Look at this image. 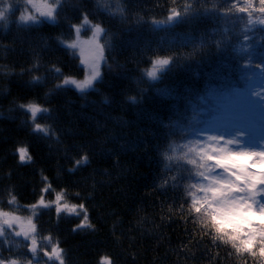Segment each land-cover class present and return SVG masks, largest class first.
Instances as JSON below:
<instances>
[{
  "label": "trees",
  "instance_id": "obj_1",
  "mask_svg": "<svg viewBox=\"0 0 264 264\" xmlns=\"http://www.w3.org/2000/svg\"><path fill=\"white\" fill-rule=\"evenodd\" d=\"M7 3L12 11L0 21V208L25 213L48 184L47 200L63 189L69 204L83 203L94 228L73 231L82 217H57L54 207L36 218L40 245L47 236L59 241L65 264H101L104 257L112 264H264L213 243L187 211L186 186L193 181L175 159L217 112L239 107L235 113L250 114L242 96L264 88V25L246 31L247 14L230 11L236 0H107L105 7L123 9L115 15L96 0H66L55 22L31 26L17 22L24 0H0V8ZM186 9L180 21L166 23L172 10ZM84 12L106 30L101 77L83 93L57 90L63 76L86 73L78 53L60 43L74 41L72 25L81 24ZM253 19L264 15L254 10ZM169 57L158 81L143 75L154 59ZM33 76L42 82L31 83ZM32 101L50 109L37 119L50 126L48 136L34 133L18 107ZM20 147L31 162H19ZM83 155L89 162L76 166ZM10 192L15 206L7 203ZM28 243L7 235L0 259L59 264L42 250L35 260Z\"/></svg>",
  "mask_w": 264,
  "mask_h": 264
},
{
  "label": "snow or ice",
  "instance_id": "obj_2",
  "mask_svg": "<svg viewBox=\"0 0 264 264\" xmlns=\"http://www.w3.org/2000/svg\"><path fill=\"white\" fill-rule=\"evenodd\" d=\"M97 6L109 15L116 12L123 13L122 8L115 11L105 7L107 0H96ZM28 5L35 7V13L29 11L21 12L18 23L31 26L42 22H55L58 12L62 10L66 0H42V6H36V0H26ZM239 5V6H238ZM259 7H256L255 0H244L240 5V0H236L233 8L237 14H247V25L245 30H250L256 23L264 25V19L254 20L253 11L264 15V0H259ZM12 11L11 5L0 8V21L7 22V16ZM177 10H172L166 23H175L182 19L183 15ZM159 24V21H154ZM77 36V41L67 43L62 38L60 43L65 47L76 50L79 48L83 58L82 63L87 66L88 75L85 79L77 80L71 76H63L59 68L53 67V71L63 76L60 83L55 85V89L74 87L80 92H86L94 87L95 82L101 77L100 64L104 60V45L99 44V37L105 33V29L100 24H93L88 17V13H82L80 25H72ZM81 28H88L93 32V40L78 42ZM247 39V37H245ZM95 42V54L91 49H86L85 44L92 45ZM110 43V38H109ZM250 46L241 47L240 51H249ZM89 55L86 57L85 52ZM173 58H156L151 63V68L146 69L143 75L150 81L156 82L169 69ZM42 77L33 76L31 83L42 82ZM133 103L135 97H130ZM242 102L250 113L259 111L264 116V91H257L254 88L242 96ZM30 117L32 131L34 133L48 136L51 133L50 126L37 122L39 116H50V109L43 107L37 102H28L18 105ZM226 132L218 135H208L207 140L201 138L193 146L187 147V152L175 157L178 161H184V170L187 172V179L193 181L186 186V194L190 199L188 213L199 223L202 230H207L212 235L213 243L220 241L223 244H230L238 254H248L255 258L259 256L264 261V123L261 126V136L257 143V137L250 123L235 120L228 121L221 125ZM231 131V138L226 139L228 131ZM203 136V133H197ZM19 162H31L32 157L27 147L17 149ZM167 160L174 159L167 156ZM89 157L83 155L81 159L75 161L76 166L86 165ZM75 168L69 169L74 171ZM47 180V178H44ZM175 180V177L173 178ZM51 189L48 184L41 189V196L37 202L30 205L33 216L37 215L38 208H50L55 205L57 217L61 213L82 217L80 223L72 230L77 231L83 228H94L89 219L88 211L83 203L69 204L66 201V192L61 190L55 193L54 201H46L44 194ZM79 196V193H76ZM9 206L17 204V198L11 194L7 201ZM19 227V231L16 228ZM8 230H11L16 237L22 236L25 241H29L28 248L35 258L38 250L44 251V255L50 261L56 260L59 264H65L64 249L60 247L59 241L52 242V237H44L43 240L51 245V251L40 249V241L37 239V226L31 217L24 220L12 211H5L0 208V238L7 240ZM0 264H21L18 260L4 261ZM30 264V262H29ZM101 264H112L108 257H104Z\"/></svg>",
  "mask_w": 264,
  "mask_h": 264
},
{
  "label": "rangeland",
  "instance_id": "obj_3",
  "mask_svg": "<svg viewBox=\"0 0 264 264\" xmlns=\"http://www.w3.org/2000/svg\"><path fill=\"white\" fill-rule=\"evenodd\" d=\"M18 2L21 3L22 0H18ZM48 2L51 3V2H54V0H48ZM23 4H24V6H23V12L27 10V11L31 12L32 14H36L35 13V7H33L32 5H28L26 3V0H24V3ZM7 5H9V3H7ZM36 6H38V7L39 6H42V0H36ZM86 29L88 30V33L86 35H84L85 34L84 32H85ZM100 38H101V36L99 37L98 41H96L99 44L101 43ZM92 40H93V32L91 30H89L88 28H81V31H80V34H79V38H78V42L79 43H83L85 41H92ZM74 41H77V36L75 37ZM84 47L86 49H89L90 48L93 53L98 54V53H96V50H95V42L92 45L85 44ZM75 51L80 56V62L82 64V66L86 70V73H85V75H84L83 78H75V79H77V80H83V79H85L86 75H88L87 66L84 63H82V59L83 58L80 55L79 48H77ZM103 53H104V51H103ZM88 55H89V52L86 51L85 52V56L87 57ZM103 57H104V54H103ZM103 66H104V60L100 64V71H101V73H102ZM150 68H151V66H150ZM257 91H264V88L263 87H259V89H257ZM238 109H239V107H235L233 111H228V112L221 111V112H217L215 115H213L212 117H210V119L208 120V122L201 129V132L200 133H203V136L198 135V140H200L201 138L207 140V136L208 135L223 134V133L226 132V129L224 127H222L221 125H223L225 122H228V121L240 120V121H244L245 123H250L252 125V127L254 129V132H255V135L257 137V143H258L259 142V138L261 136V126H262V123H264V116H262L261 113L258 111V115H255L254 114L256 116V118L258 119V120L255 121V119L248 118L249 115L248 116H240L241 113H235V112L238 111ZM227 131H228V134L226 135V139L231 138V131L230 130H227ZM197 141H195L194 145L196 144ZM28 152H30V151L28 150ZM44 199L46 201H54L55 200V196H54L53 199L47 200V197L44 194ZM52 207L55 208V205H53ZM42 209H46V208H38L36 210L37 211V215L42 211ZM15 214L18 215V216H20V217H22L24 220H27V218L31 217L33 219V222L36 224L37 215L33 216V213H32V210L30 209V207H29L28 211L25 212V213H15ZM16 231H19V227L16 228ZM12 234L15 235L11 230H8V233H6V235L11 236V237H12ZM19 238L25 240L22 236H20ZM1 240H2V238H0V241ZM43 247L44 248H48V250L51 251V245L50 244L45 243L43 245ZM43 247L40 245V249L43 248ZM38 257L41 258L39 255H36L35 260H37V261L40 260V259H38ZM102 260L100 262H102ZM42 262L44 264L46 261H42ZM46 264H47V262H46Z\"/></svg>",
  "mask_w": 264,
  "mask_h": 264
},
{
  "label": "bare ground",
  "instance_id": "obj_4",
  "mask_svg": "<svg viewBox=\"0 0 264 264\" xmlns=\"http://www.w3.org/2000/svg\"><path fill=\"white\" fill-rule=\"evenodd\" d=\"M100 41H101V38H100Z\"/></svg>",
  "mask_w": 264,
  "mask_h": 264
}]
</instances>
